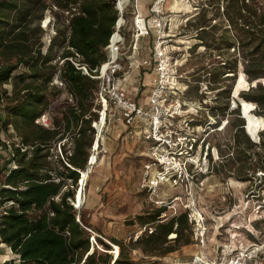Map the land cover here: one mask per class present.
<instances>
[{
	"label": "rangeland",
	"instance_id": "obj_1",
	"mask_svg": "<svg viewBox=\"0 0 264 264\" xmlns=\"http://www.w3.org/2000/svg\"><path fill=\"white\" fill-rule=\"evenodd\" d=\"M113 1L117 8L118 0ZM225 8V0H129L123 11L118 9L119 17L124 18L120 29L123 38L114 54L109 50L107 53L111 54L110 60L118 56L119 69L110 84L103 82L99 72V90L95 94L91 89L94 96L89 101L92 115L86 117H92L85 140L90 142L92 138L87 149L88 168L99 135L96 123L106 111L98 160L84 190L85 202L80 208L75 205L82 175L79 169L77 185L66 179L63 190L74 191V199L69 201L77 222L90 234L91 253L105 254L108 250L104 244L114 249L113 244L119 241L133 264H192L195 256L203 257L208 264H264V130L255 141L258 131L251 139L247 129L249 122L262 126L264 104H239L234 96L247 59L258 55L253 54L255 44L248 48L240 46L238 41L244 35L227 20ZM36 18L30 31L36 39V49L42 47L45 54L56 38L51 56L59 69L64 62L60 33L71 18L54 7L39 12ZM111 63L104 64L103 72ZM23 73H30L24 65L13 76ZM59 73L46 91L43 115H47L48 126L36 121L60 133L49 145V161L56 181L60 174H67V157L81 139L80 125L75 123L68 128L64 119L71 107H78V99ZM11 82L12 79L0 87V188L9 170L17 168L14 153L21 143L19 133L7 124L12 105L9 97L13 96ZM247 82L246 88H250L252 83ZM113 85L144 109L146 116L140 119L141 123L156 116L150 102L157 95L163 123H172L176 134L189 137L184 145L179 144L180 148L170 143L172 149H178L176 153L190 147L189 155L176 156L182 165L187 163L189 170L178 185L170 179L169 170L168 179L156 189L149 188L150 181L157 179L163 167L151 165L147 170L152 160L147 157L146 148H134L136 139L130 135L132 141H123L129 130L118 114L119 109L110 100L106 108L100 96L103 88L108 92ZM256 85L264 90V78L256 80ZM188 121L193 124H187ZM138 127L139 132L148 128ZM241 127L251 143H245ZM172 149L160 147L165 154ZM60 199L61 195L55 198ZM8 206L10 203L0 206V215ZM161 207H166L162 221L182 213H188L190 219L183 240L175 242L176 231L167 237L164 248L176 250L155 256L147 251L150 247L145 238L150 234V217ZM194 217L202 219L200 226ZM186 240H190L187 245ZM14 258L12 250L0 241V264Z\"/></svg>",
	"mask_w": 264,
	"mask_h": 264
},
{
	"label": "trees",
	"instance_id": "obj_2",
	"mask_svg": "<svg viewBox=\"0 0 264 264\" xmlns=\"http://www.w3.org/2000/svg\"><path fill=\"white\" fill-rule=\"evenodd\" d=\"M41 1L0 0V87L11 79L13 86L7 124L13 125L19 133L20 145L29 147L25 151L21 147L15 149L17 168L9 170L0 188V206L10 203L0 215V241L16 256L4 264H112L113 261V264H133L119 241L113 244L114 249L104 244L105 249L114 256L107 252L101 255L96 251L91 253L90 234L77 222L76 211L69 201L74 199V191L63 192L66 179L72 180L74 186L77 185V170L85 169L88 163L87 149L92 138L90 142L85 140L89 137L87 133L91 129L92 117H86L92 115L89 101L99 90V79L92 76H99V69L108 61L107 47L112 45L110 40L116 33L119 10L113 0H53L62 11H70L73 6L79 5V10L72 13L68 27L60 33L64 49L61 59L64 62L58 69L52 63L51 56L56 38L52 39L47 52L43 54L42 47L36 49V39L30 34L34 19H38L37 14L50 7L43 0L40 8ZM225 2L227 20L244 35L238 41L240 46L248 48L255 44L253 54L258 55L247 59L234 96L239 104L263 105L264 90L256 85V80L264 78V0ZM75 61L86 67L89 75L78 69ZM22 65L30 73L13 76ZM58 71L59 78L78 99V107H71L64 119L68 128L75 123L77 127L80 125L81 139L76 141L73 154L67 157L70 165L66 166L67 174H60L59 181H56L49 161V145L60 133L37 124L36 120L46 110V91ZM247 80L252 83L250 88H246ZM247 129L250 138L258 131L254 139L258 141L257 136L260 139V132L264 130V119L262 126L249 122ZM240 130L245 143H251L242 127ZM262 139L264 146V134ZM59 140H63V137ZM261 161L264 164V156ZM261 168L264 169V165ZM59 195L61 199L56 201ZM165 212L166 207L155 210L148 225L154 230L145 238L150 247L147 251L150 250L155 256L175 251L176 248H164L168 243V235L176 231L177 237L174 240L180 242L184 230L189 226L188 213L162 221L161 216ZM142 223L147 222L144 219ZM66 231L70 233L69 236ZM145 239H141L139 244ZM189 243L190 240L184 241L185 245Z\"/></svg>",
	"mask_w": 264,
	"mask_h": 264
},
{
	"label": "built area",
	"instance_id": "obj_3",
	"mask_svg": "<svg viewBox=\"0 0 264 264\" xmlns=\"http://www.w3.org/2000/svg\"><path fill=\"white\" fill-rule=\"evenodd\" d=\"M47 2H49V5H50L49 9L54 7L56 10H60L55 5L53 0H47ZM78 7H79V5L73 6L70 11L68 10V11H64V12L68 13L70 18H72L73 17L72 13L77 12L79 10ZM120 20H121V16L119 17V19L117 21L118 24L116 23V30H118L119 33H120ZM69 23H70V20H69ZM145 29H146V27H145ZM114 34H115V32H114ZM114 34L112 35L111 40L113 39ZM119 35H120V40H122V38H123L122 35L121 34H119ZM111 40H110V43L112 42ZM109 46H110V44H109ZM108 47H107V51H108ZM110 58H111V54L108 56L107 62L108 63L112 62V63L109 65V68L106 70V72L105 73L103 72L104 64L99 69V72H101V75H102L101 79L103 78V80H104L103 82H105L107 80L106 82L108 84H110L111 81H113L115 79V73L119 69V67L117 65L118 56L116 57L115 60H113V59L110 60ZM114 61H115V63H113ZM75 65L77 66L78 69H82V71L85 74L89 75V72H88L86 67L81 66L80 63H75ZM112 66H113V68H111ZM161 71H163V70H161ZM162 74H160L161 77H162ZM92 77L95 79H98V78H96L98 76H92ZM100 96H101L102 103L105 105L106 108H108V100H110L115 106H117V108L119 109L118 114H119V116H121L120 118L124 120V124L127 127V129L129 130L127 135L128 136L130 135V137L137 139L138 142L140 144H143L144 147L146 148V152H147L146 155L149 159L152 160V162L149 165H147L146 169L150 170L151 165H160L161 167H163L162 171L159 172V176L157 177V179L150 181V185H149L150 189H156L157 187H159V185L162 181L168 179V174L170 173L169 170H172V173H171L172 177L170 179L173 182H175L177 185L179 184V181L183 180L184 178H186L187 175H189L187 163H183V165H182V163L180 161H177L176 156L177 155L181 156V155H185V154L189 155V153H190L189 148L190 147L187 148L186 150H183V148H182L181 151H179V153H176V151L178 149H172V146L170 145V143H173L174 146L177 145V148H180L179 144H181L183 142H187L189 140V137L187 135L184 136L183 134L179 135V133L176 134L177 132L175 131V128L173 127L172 123L170 125H167V123H163L164 117H163V114L160 112L161 105H160L159 100L157 99L158 98L157 95L155 98V97H153V96H155V94H154L152 96V99L150 102L152 108L154 109V111L156 113V116H154L151 121L146 120V122H145V119H144V123H141L142 121L140 122V119L143 116H146L144 109L142 107L138 106V104H136L135 102H131L129 99H127L125 97V95L123 93H121L116 86L113 85L112 89H110L108 92H107V90H105V88H103L101 90ZM104 112H106V111H104ZM102 116H103V114H102ZM179 116H181V115H179ZM174 118H175V116H174ZM101 119H102V117H101ZM165 120H167V119H165ZM36 121L39 123H43L44 125L48 126L47 115H42ZM191 122L192 121H190V122L188 121L187 124L188 123L193 124ZM138 124L144 125L148 128H145V130L143 132H141V131L139 132L138 131L139 130ZM183 145H184V143H183ZM19 146L22 148V151H25L29 148V147H22V145H19ZM94 146H95V144H93L92 153L94 151ZM160 147H163V148L169 147L172 150L170 153L165 154V153H161ZM182 147H184V146H182ZM99 148H100V146H99ZM191 148H192V146H191ZM91 157H90V161H91ZM194 220L197 222V225H199V226L201 225L202 219H198V218L194 217ZM153 230H154L153 227H150V233L153 232ZM66 235L69 236L70 233L68 231H66ZM192 264H208V263H207V261L204 260L203 257L195 256L193 261H192Z\"/></svg>",
	"mask_w": 264,
	"mask_h": 264
},
{
	"label": "bare ground",
	"instance_id": "obj_4",
	"mask_svg": "<svg viewBox=\"0 0 264 264\" xmlns=\"http://www.w3.org/2000/svg\"><path fill=\"white\" fill-rule=\"evenodd\" d=\"M128 2H129V0H118V3H117L118 9L123 11ZM123 24H124V18L121 17L120 29L123 26ZM119 34H120L119 31L116 30V33L113 37L112 45L108 48V50L112 54H114V52H116L117 45L121 41ZM108 68H109L108 65H107V67L105 66L104 73L106 72V70ZM105 121H106V113L104 112L102 119L96 123V126L98 127V131H99V135H98L97 140L95 142L94 151L91 155L92 157H91V161L89 163V167L85 168V169H79L81 171L82 175H81V181H80L79 186H78L77 191H76L77 197L75 200V205L77 208H80L82 206V204L85 202L84 190H85V187H87L86 185H87L88 180L90 179L91 174L93 173V167L92 166L95 165L97 163V160H98L97 159V155H98L97 151H98L99 146H100V140L103 136L102 133H103V129L105 126Z\"/></svg>",
	"mask_w": 264,
	"mask_h": 264
},
{
	"label": "crops",
	"instance_id": "obj_5",
	"mask_svg": "<svg viewBox=\"0 0 264 264\" xmlns=\"http://www.w3.org/2000/svg\"><path fill=\"white\" fill-rule=\"evenodd\" d=\"M124 125H125V124H124ZM126 128H127V127H126ZM129 138H130V137H129L128 135H125L124 138H123V141H127V142L130 141V140L132 141V138H131V139H129ZM134 140H135V138H134ZM133 144H134V148H135V147L137 148V146H141V147L144 146L143 144H140V143L138 142L137 139L135 140V143H133ZM141 147L139 148V150L141 149ZM137 149H138V148H137Z\"/></svg>",
	"mask_w": 264,
	"mask_h": 264
},
{
	"label": "water",
	"instance_id": "obj_6",
	"mask_svg": "<svg viewBox=\"0 0 264 264\" xmlns=\"http://www.w3.org/2000/svg\"><path fill=\"white\" fill-rule=\"evenodd\" d=\"M117 9H118V7H117ZM118 24V23H117ZM112 41V40H111ZM78 172H80V171H78ZM107 253H110L111 254V252H109V251H106ZM114 260V259H113ZM114 263V261L112 262V264Z\"/></svg>",
	"mask_w": 264,
	"mask_h": 264
}]
</instances>
